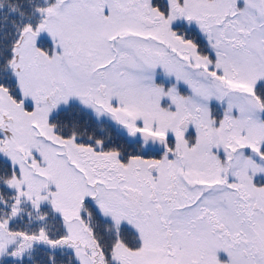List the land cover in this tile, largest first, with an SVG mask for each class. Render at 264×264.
I'll list each match as a JSON object with an SVG mask.
<instances>
[{
  "label": "snow or ice",
  "instance_id": "snow-or-ice-1",
  "mask_svg": "<svg viewBox=\"0 0 264 264\" xmlns=\"http://www.w3.org/2000/svg\"><path fill=\"white\" fill-rule=\"evenodd\" d=\"M0 264H264V0H0Z\"/></svg>",
  "mask_w": 264,
  "mask_h": 264
}]
</instances>
